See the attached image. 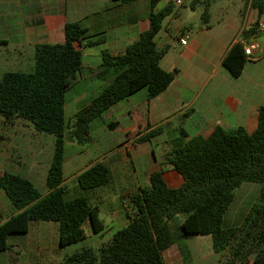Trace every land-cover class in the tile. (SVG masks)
Instances as JSON below:
<instances>
[{
  "label": "crops",
  "instance_id": "1",
  "mask_svg": "<svg viewBox=\"0 0 264 264\" xmlns=\"http://www.w3.org/2000/svg\"><path fill=\"white\" fill-rule=\"evenodd\" d=\"M162 1L164 4L160 8L157 4L153 11L161 9L169 0ZM149 3L150 0L129 3L115 0H0V80L7 72H32L35 45L61 44L65 40V24L79 23L86 30L88 41L102 42L87 52L82 49L80 79L70 89L68 108L65 97V113L67 109L70 114L66 119L70 120L123 69L102 65L101 52L122 55L126 47L148 30L152 12ZM183 4L182 0L179 5L176 2L175 5L183 7L182 11L177 9L167 16L155 37L160 47L168 44H159L157 39L164 42L168 38L177 42L178 45H168L160 65L167 72L178 69V74L164 92L147 102L142 111L145 118L140 109L147 100V91L141 89L112 108L118 122V128L112 132L120 135V141L109 134L100 118L91 122L87 144L78 145L69 137L65 141L62 185L67 199L79 196L83 191L76 179L79 174L96 162L109 163V181L84 190L86 195L82 196L99 209V216L103 213L104 230L111 233L127 225L131 197L139 194L147 185L149 175L159 169L157 163L143 173H137L130 154L135 152L137 155L139 146L163 135L164 124H171L170 129L176 131L172 139L179 136L181 122L188 138L207 137L217 126L232 132L243 128L251 133L257 126L258 109L264 106V15L258 17L255 10L244 7L242 0H214L209 5L208 23L203 24L200 19L201 24L194 21L200 16L201 7L191 14L189 7ZM212 6L217 8L214 12ZM186 15L189 19L182 22ZM193 21L192 27H185ZM173 22L180 24L169 29ZM193 29L197 34L190 39L186 33ZM182 38H187L186 45L180 43ZM236 43L252 50L243 72L234 78L222 60ZM85 99L87 103H84ZM147 125L149 128L143 130ZM158 127L162 128L159 135L139 142L140 137ZM18 129L22 132L23 144L20 147H0V177L4 173L24 177L44 196L49 191L45 177L54 156V137L37 132L27 121L11 119L5 122L0 117V142L14 137ZM114 152L120 156H109ZM83 156L88 159L84 160ZM163 177L171 188L180 186L183 180L171 168L164 171ZM70 184L74 195L68 196ZM16 212L0 188V221H7ZM52 228L50 224L36 222L39 237L20 245L15 240L18 236H11L8 249L0 252V264H60L66 256L59 257L56 228L55 235L48 237L47 232ZM202 243L207 244L208 253L199 250ZM211 247V238L204 235L180 240L163 253V260L165 264H219L223 253H214Z\"/></svg>",
  "mask_w": 264,
  "mask_h": 264
},
{
  "label": "trees",
  "instance_id": "2",
  "mask_svg": "<svg viewBox=\"0 0 264 264\" xmlns=\"http://www.w3.org/2000/svg\"><path fill=\"white\" fill-rule=\"evenodd\" d=\"M129 3L136 0H115ZM162 0H150L152 12L149 28L126 47L122 55L101 52L102 65L122 67L109 85L70 120L65 117L66 93L80 79L82 49L102 41H88L86 30L77 22L64 26L65 40L61 44H38L34 51L32 72H7L0 80V117L5 122L21 119L33 125L37 132L54 137L53 157L47 172L48 193L41 196L28 179L4 173L0 188L17 210L7 221H0V252L8 249V239L25 235L34 222L58 224L60 247L86 238L85 225L93 233L104 230L99 209L87 199L65 196L63 163L67 137L78 145L90 141V124L100 118L107 128H118L112 108L141 89H146L147 102L164 92L178 74V69L164 70L161 59L168 45L158 46L155 37L164 19L175 12L177 0H169L153 11ZM214 0H190L187 6L194 12L201 7L200 19L208 23L209 5ZM244 7L264 15V0H242ZM87 40V41H86ZM249 61L241 43L233 44L222 63L234 78L240 76ZM145 105V106H144ZM149 125L143 130H147ZM155 128L139 138L149 141L159 135ZM181 122L179 136L169 142V151L152 172L148 184L131 197L129 222L117 230L98 250L83 248L66 256L60 264H165L163 253L180 240L207 235L212 251L223 253L219 264H264V106L258 109L255 131L243 128L227 131L217 126L207 136L188 138ZM175 170L183 181L171 188L165 183L166 169ZM83 190L105 185L109 181V163L96 162L76 178ZM245 182L261 184L263 191L251 206L243 222L224 228V216L234 202L235 192ZM183 215L179 221L178 216Z\"/></svg>",
  "mask_w": 264,
  "mask_h": 264
},
{
  "label": "rangeland",
  "instance_id": "3",
  "mask_svg": "<svg viewBox=\"0 0 264 264\" xmlns=\"http://www.w3.org/2000/svg\"><path fill=\"white\" fill-rule=\"evenodd\" d=\"M183 1V6L189 4L190 0H182ZM164 4V1H161L160 4H158V8H160L162 5ZM176 4V3H175ZM175 6V10H179L182 11L183 7H178L177 5ZM213 8V12L217 9L216 6H212ZM176 15V14H175ZM195 22H201L200 21V16L197 17L195 20ZM194 21L191 23H187V25H185V27H192L194 24ZM175 24H180V22H176V23H172V25H169L168 28L171 29V27L175 26ZM202 24V22H201ZM188 38L193 39L195 38L197 31L196 30H192L191 32L188 31L187 33ZM159 44H168V45H178L176 41H172L169 40L168 38L164 41V42H160L159 39L156 40ZM92 50V48L87 47L84 49L85 52ZM111 81H108L105 83V85L102 87H106L107 85L110 84ZM74 87V86H73ZM100 88V89H102ZM99 89V90H100ZM71 94V90H69L66 94V104H67V108L69 106V99H70V95ZM86 101V99L84 100ZM88 101L84 102L87 103ZM65 117L66 118H70V114H69V110L66 109V113H65ZM171 124H164L163 128H164V134L161 136H157L153 139H151V142H147L145 144H143L142 146H139V148L137 149V155H134L135 152H132L130 155L133 160V166L134 169L136 170L137 173H143L144 171H146V169H148L149 167L151 168L154 164L160 163V161L164 158V154L166 155L169 151V142L170 140H172L171 136H173L174 134H176V131H172L170 129ZM109 134L120 141L121 137L120 135L115 132H112L111 130H109ZM173 133V134H172ZM7 136V135H6ZM8 137V136H7ZM168 138V139H167ZM171 138V139H169ZM70 139V138H69ZM169 140V142H167ZM23 144V136H22V132L18 129L17 130V134L14 137H9V139L7 141H3L0 142V147L2 148H10V146H14V147H20V145ZM12 151V150H11ZM16 153V152H15ZM109 156H113V158L115 157H119V153L118 152H114L109 154ZM138 156L137 159H134L133 157ZM84 157V156H83ZM88 159L87 156L84 157V160ZM169 169V168H168ZM141 179V178H140ZM182 179V178H181ZM183 180H181L182 183ZM148 184V181L146 182ZM69 195H74L72 194V186L70 184L69 186ZM40 193L41 190H39ZM263 191L262 185L261 184H256L253 182H245L241 185V187L235 192V199L234 202L229 206L225 216H224V223H223V227L224 228H232V227H236L239 226L244 219V216L246 215V213L248 212L249 208L251 206H253L254 204L257 203V201L259 200L261 193ZM85 192V193H84ZM80 195H86V191H82L79 193ZM78 194V195H79ZM100 218L104 219L103 213H100ZM178 220L182 221L183 220V215H179L178 216ZM45 224H50L51 226H53V228L51 230H48V237L52 238L55 234H54V228H56V242H58V224L54 223V222H44ZM55 226V227H54ZM117 230V229H116ZM114 230L113 233L116 231ZM50 231V232H49ZM85 232H86V238L82 241L76 242L72 245L66 246V247H60L57 243V247L59 248V257H61V259H63L65 256L71 255L74 252H77L83 248H91L94 250H98L100 247H102L104 244H106L111 236L113 235V233L109 232L108 230H103L98 234H95L92 232L90 226L88 224L85 225ZM18 237H16V241L20 244L25 243L28 239H36L39 237V232L36 229V222L32 221L31 223V229H30V233L27 235H17ZM203 236V235H202ZM207 238L210 239V237H208L207 235H204ZM199 250L205 254L208 253V246L206 243H202L201 246L199 247ZM56 261H59L58 258H56Z\"/></svg>",
  "mask_w": 264,
  "mask_h": 264
},
{
  "label": "built area",
  "instance_id": "4",
  "mask_svg": "<svg viewBox=\"0 0 264 264\" xmlns=\"http://www.w3.org/2000/svg\"><path fill=\"white\" fill-rule=\"evenodd\" d=\"M181 4V0H177V5ZM180 43L182 45H186L187 44V38H182L180 39ZM251 48L249 46H244V54L248 57L251 55Z\"/></svg>",
  "mask_w": 264,
  "mask_h": 264
},
{
  "label": "water",
  "instance_id": "5",
  "mask_svg": "<svg viewBox=\"0 0 264 264\" xmlns=\"http://www.w3.org/2000/svg\"><path fill=\"white\" fill-rule=\"evenodd\" d=\"M189 11L191 12V10L189 9ZM191 14H193V12H191ZM187 19H189V16L186 15L183 19H181L182 22L186 21Z\"/></svg>",
  "mask_w": 264,
  "mask_h": 264
}]
</instances>
